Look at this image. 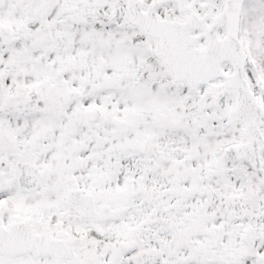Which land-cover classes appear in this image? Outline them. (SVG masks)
Listing matches in <instances>:
<instances>
[{"label": "snow or ice", "instance_id": "1", "mask_svg": "<svg viewBox=\"0 0 264 264\" xmlns=\"http://www.w3.org/2000/svg\"><path fill=\"white\" fill-rule=\"evenodd\" d=\"M0 264H264V0H0Z\"/></svg>", "mask_w": 264, "mask_h": 264}]
</instances>
